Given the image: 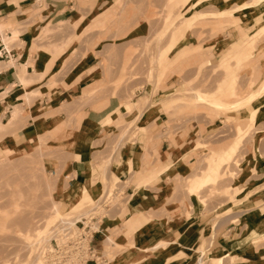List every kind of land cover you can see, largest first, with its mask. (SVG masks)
<instances>
[{
  "label": "rangeland",
  "instance_id": "rangeland-1",
  "mask_svg": "<svg viewBox=\"0 0 264 264\" xmlns=\"http://www.w3.org/2000/svg\"><path fill=\"white\" fill-rule=\"evenodd\" d=\"M175 1L121 0L115 8L114 16L104 25L91 24L88 31L97 29L99 42H104L101 63L103 83L96 86L95 91L89 95L82 96L81 92L80 95L70 98L66 105L50 116L45 115L48 112H42L39 116L50 118L51 128L46 133L45 124L37 140L12 148L10 155L5 154V150L10 147H2L0 150V264H33L38 259L44 264H51L43 258V252L51 249L53 238L66 228H72L69 223L77 224L88 214L99 221L97 226L100 227L112 223L113 219V223L120 227L125 224L127 218L132 219L136 231L143 227L146 221L154 218H163L167 225L172 223L171 226L182 218L189 220L195 203L205 210H209V207L213 210L225 203L233 206L222 215L220 214L223 208H220L216 212V219L233 210L251 206L249 202L236 201L231 183L236 177V169L240 163L249 159L255 160L259 156L264 157V133L258 139V156L255 158L251 148L254 144L253 136L257 131L256 123H253L252 119L242 122L226 115L241 117L247 114L248 109H242L240 106L238 109H217L209 103H203L204 99L200 95H221L229 102H236L254 94L252 87L256 83L251 80L248 85L251 74L240 71V64L252 65L255 62L257 53L253 48L258 45L264 47V31L255 34L252 30L247 33L249 36H244L241 49L245 48L250 39L249 49L252 52L246 60L243 55L232 54L222 61L224 51L231 48V43L237 37L224 41L220 47L215 44L213 47V42L224 37V30L218 27V23L228 22L235 12L242 14V26L244 30L247 29L251 25L252 15L258 12V7L264 0H249L250 4L241 8H237L238 2L232 0L216 1L215 4L214 0H205L196 7H190L195 0H180L179 5H175ZM224 2L230 5L221 6ZM208 11L211 13L206 14ZM139 23L144 24L146 30L143 36L136 37L129 31ZM197 31L196 45L201 46L198 47L200 53L191 55V51L183 52L178 60L170 61L181 45L186 44V49L195 50L192 39L186 35ZM48 32L52 30L41 33L39 38L47 37ZM179 33L183 37L178 45ZM224 33L227 34L226 31ZM202 43L206 45H200ZM235 72V82H229L224 89V79H228V75ZM53 86L52 84L48 87ZM249 99L252 100V97ZM161 102H168V107L171 106L170 103H176V109L166 112L170 118L166 123L169 134L176 132L174 127L181 124L178 120L180 116L176 115L179 104L187 106L186 111L189 112L183 116L185 123L197 120L205 127V132L200 133L206 141L205 146L190 151L189 155L194 157V160L188 163L186 172L190 175L197 168L200 159L201 168L205 167L204 162H207L209 169L215 166L219 173H224L215 183L212 181L205 184L198 183L197 178L196 184H193L191 179L194 176L177 173L169 181L168 187L172 189L163 198H155L141 217L132 216V212L126 209L130 204V196L125 191L130 182H120L117 175H113L110 170L117 163L118 157L119 161L121 160L122 147L146 131V128L138 126L139 121L148 110L159 106L163 108ZM210 102L217 106L221 101L213 98ZM21 109L19 117L22 114V117H25V108ZM164 110L166 111V108ZM60 113L66 119L65 122L59 120ZM83 117H88L85 122H90V130L95 127L98 129V139L93 146L95 165L103 163L104 168L101 171L103 174H97L98 169L92 170L96 177L98 195L92 201L90 196L84 198L81 205L86 204L82 208L74 209L71 200L75 193L64 197L61 190L65 186L64 182L67 184L70 178L69 164L80 152L78 143L76 145V136ZM26 119H31V116ZM238 121L246 124V128H239ZM197 131L196 129L194 133ZM193 137H197V134ZM234 145L237 148L231 154L229 150L231 151ZM90 149V146H87V154L91 156ZM210 155L209 159H205ZM226 155L228 160L223 162L222 158ZM212 159L216 161L210 167ZM206 175L210 174H204L201 178ZM155 182L153 179L146 184L153 187ZM208 183L213 185L199 193V189ZM227 186H230L229 189ZM239 190L240 186L237 187V191ZM143 192L152 197H155L153 194L156 193L144 190ZM61 200L66 208L63 206L61 212L56 213V205ZM117 227L110 230L105 239L103 254L108 259V264H118L121 254L136 250L132 247L136 233H125V238H118L123 230ZM125 229L127 230L126 227ZM28 230L31 237L25 236ZM106 230H103L105 235ZM35 231H39L36 236ZM61 235L57 239L61 238ZM260 241L261 238L253 239L251 246H257ZM203 247L202 244L196 252H203ZM235 259L231 254H227L222 264H239ZM73 264H81L78 256L74 258ZM198 264L219 263L202 258Z\"/></svg>",
  "mask_w": 264,
  "mask_h": 264
},
{
  "label": "crops",
  "instance_id": "crops-1",
  "mask_svg": "<svg viewBox=\"0 0 264 264\" xmlns=\"http://www.w3.org/2000/svg\"><path fill=\"white\" fill-rule=\"evenodd\" d=\"M216 1L226 0H214V4ZM232 1L238 2L237 8L245 7L251 2ZM119 3L121 0H0V150L2 147H10L6 150L12 151L14 147L37 140L45 124H47L46 133L51 128L50 118L44 119L39 116L42 112H55L66 105L70 98L80 95L81 92L82 96L89 95L95 91L96 86L103 83L101 63L104 42H99L97 29L88 30L91 24L104 25L114 16L115 8ZM214 4L212 8L215 7ZM224 4L226 7L230 5L225 2ZM209 13L211 12L208 11L206 14ZM243 23L244 18L238 12H235L228 22L218 23L220 25L218 27L223 28L227 34L223 32L224 37L217 42L214 41L213 47L214 44L220 47L224 41L238 38L231 43V48L224 51L222 61L227 55L232 54L243 55L245 60L249 59L252 53L249 49L250 39L244 49H241L242 42L244 36H249L247 33L250 31L254 30L255 34L264 31V2L259 5L258 12L252 15L251 25L245 30ZM47 30L52 32H48L45 38H39L40 34ZM145 30V25L139 23L129 32L138 37L143 36ZM197 33L198 31L190 32L186 35L192 39L195 50L186 49V44L181 45L170 61L178 60L183 52L191 51V55L200 53L198 47L201 46L196 45ZM182 37L183 35L179 33L178 45ZM200 45L205 46L206 43ZM253 49L257 53L255 62L252 65L240 64V71L251 74L248 85L251 80L256 83L252 87L254 92L250 96L252 100L249 97L229 102L221 95L200 96L204 99L203 103H209L217 109H238L239 106L248 109V111L244 110L247 114L241 117L226 114L231 119L250 121L252 113L258 112L253 122L257 127L254 134L256 140L253 136L254 144L251 148V153L256 158L259 149L258 139L264 133V98H260L264 97L262 89L264 47L258 45ZM236 76L237 72L228 75V79H224L223 88L226 89L229 82H235ZM52 84L54 85L52 88L48 87ZM213 98L219 99L220 104L217 106L211 104L210 100ZM161 105L163 108L159 106L146 112L138 123V126L142 129L146 128V131L140 133L139 138L128 141L122 147L121 160L119 161L118 157L117 163L114 162L113 169L110 170L113 175H117L120 182H130L125 192L130 196V204L126 209L132 212V216L141 217L153 204L155 198H163L172 189L168 185L173 175L188 174L186 172L188 163L194 160V157L189 155L190 151L205 146L206 141L200 135L201 131L205 132L204 125L199 124L197 120L185 123L183 116L189 113L186 111L187 106L178 105L179 111L176 115L180 116L178 120L181 124L174 127L176 132L169 134L166 123L170 118L169 113L166 112L176 109V103H170V107L168 102H161ZM22 107L26 111L25 117H22V114L12 121V113L16 110L22 112ZM62 115L59 114V120L65 122L66 119ZM30 116L31 119H26ZM86 119L88 117H83L76 136V145L78 143L80 152L70 162V178L67 184L64 182L65 186L61 190L64 197L75 193L71 200L74 209L82 208L86 204L81 205L85 192L89 193L90 201L98 195L95 186L96 177L92 170L98 169L96 173L103 174L101 171L104 168L103 163L95 165L93 146L98 139V129L95 127L90 130V122L86 123ZM242 126L243 129L246 128V124L243 123ZM196 129L198 131L194 133ZM195 134L197 137H193ZM236 145L231 151L229 150L231 154L235 152ZM87 146L91 148V156L87 154ZM146 147L147 149L144 150ZM210 157L211 155L205 159ZM246 161L240 163L239 168L236 169L237 174L231 183V189L237 202L251 203L249 208L233 210L216 219V212L220 208H223L220 214L222 215L233 206L225 203L213 210L210 209L211 207L205 210L195 203L189 220L182 218L171 226L172 223L167 225L163 218H154L146 221L145 225L136 231L132 219L127 218L125 224L120 227L113 223L115 221L113 219L112 223L102 225L101 234H97L92 243L93 249L100 257V262L90 261L87 264H108V259L103 254L105 239L110 230L116 227L127 233H136V244L133 243L132 247L137 246L136 250H128L129 252L121 254L118 264H198L202 258L222 264L227 254L234 256L239 264H264V157L249 159L247 163ZM204 163L206 166L201 168L199 159L197 168L190 175L188 174L194 176L191 179L193 184H196V178L199 179L204 174L213 176L212 183L223 175L224 172L219 173L215 166L209 169L207 162ZM153 179L156 180L153 187L146 184ZM212 185L206 184L199 189V193ZM239 186L240 190L237 191ZM143 190L156 192L153 194L155 197L144 194ZM105 228L106 235L103 233ZM118 238L123 239L125 235L122 234ZM260 238L262 241L257 246H251L253 239ZM202 244L204 251L197 253V248Z\"/></svg>",
  "mask_w": 264,
  "mask_h": 264
},
{
  "label": "built area",
  "instance_id": "built-area-1",
  "mask_svg": "<svg viewBox=\"0 0 264 264\" xmlns=\"http://www.w3.org/2000/svg\"><path fill=\"white\" fill-rule=\"evenodd\" d=\"M99 221L94 217L83 218L76 226L66 228L55 236L50 245L51 249L43 252L44 258L51 264H73L76 256L81 264L88 262H100V257L92 247L94 237L101 234V227L97 226Z\"/></svg>",
  "mask_w": 264,
  "mask_h": 264
},
{
  "label": "bare ground",
  "instance_id": "bare-ground-1",
  "mask_svg": "<svg viewBox=\"0 0 264 264\" xmlns=\"http://www.w3.org/2000/svg\"><path fill=\"white\" fill-rule=\"evenodd\" d=\"M194 1V0H193ZM202 1H205V0H195L191 5H190V7L191 6H198ZM179 5L180 4V0H176L175 1V5ZM221 6H225V4L224 3H222V5ZM226 7V6H225ZM263 89V92H264V88H262ZM251 100V99H250ZM55 112H57V111H55ZM54 112H52L51 111V113H46L45 115H49L50 116V114H53ZM58 113H59V111H58ZM257 113L258 112H253L252 113V115H251V119H252V121L253 122H255V120H256V115H257ZM20 116V113L16 110L15 112H13L12 113V121L13 120H16V119H18V117ZM53 116V115H52ZM41 117V116H40ZM238 127L239 128H241L242 127V122H239L238 121ZM58 128V127H57ZM52 133V132H51ZM31 141V140H30ZM12 153V151L11 150H5V154H8V155H10ZM228 160V156L226 155L224 158H222V161L224 162V161H227ZM216 160L215 159H212L211 160V164H210V167L211 166H213V164H214V162H215ZM90 179V178H89ZM212 181H214V178H213V176H211V175H206V176H204L203 178H199V181H198V183H201V184H205V183H207V182H212ZM90 195H89V193H87V192H85V196H84V198H88ZM107 198L108 197H106V200H107ZM106 200L105 201H103L104 203L106 202ZM61 202H64V201H60L57 205H56V209H55V211H56V213H60L61 212V207H65L66 208V205H64V204H62ZM103 202H101V204H103ZM94 211V210H93ZM88 217H91L89 214H88V216L87 217H85V218H88ZM83 219V218H82ZM80 222V221H79ZM78 222V223H79ZM69 223V222H68ZM77 223V224H78ZM69 225H71V226H74V225H76L75 223H69ZM38 230V229H37ZM29 231L30 230H28V233H27V235L25 234V236L26 237H31V235L29 234ZM36 233L34 234V236H36L37 234H38V232L39 231H35ZM60 232V231H59ZM62 232V231H61ZM123 233L122 234H125V233H127V231H122ZM31 233V232H30ZM135 244H136V237H135ZM135 246V245H134ZM143 248V247H142ZM135 249H137V246H135ZM44 250V249H43ZM47 251L49 250V249H46ZM45 250V251H46ZM139 250V249H138ZM44 255V254H43ZM40 256V255H39ZM38 257V256H37ZM44 258V257H43ZM44 259H46V258H44ZM33 264H44V263H42L41 261L39 262V259L37 260V261H35V263H33Z\"/></svg>",
  "mask_w": 264,
  "mask_h": 264
}]
</instances>
